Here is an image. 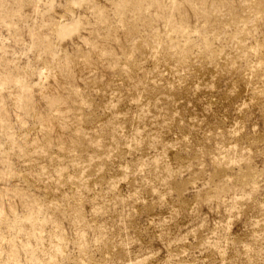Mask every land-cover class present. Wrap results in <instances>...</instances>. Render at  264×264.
<instances>
[{"label":"rangeland","instance_id":"374dc122","mask_svg":"<svg viewBox=\"0 0 264 264\" xmlns=\"http://www.w3.org/2000/svg\"><path fill=\"white\" fill-rule=\"evenodd\" d=\"M0 264H264V0H0Z\"/></svg>","mask_w":264,"mask_h":264}]
</instances>
